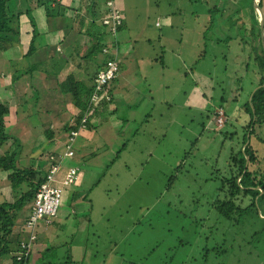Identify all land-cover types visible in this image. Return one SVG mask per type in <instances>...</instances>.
I'll list each match as a JSON object with an SVG mask.
<instances>
[{
    "label": "rangeland",
    "instance_id": "rangeland-1",
    "mask_svg": "<svg viewBox=\"0 0 264 264\" xmlns=\"http://www.w3.org/2000/svg\"><path fill=\"white\" fill-rule=\"evenodd\" d=\"M223 1H115L128 28L123 35L129 30L131 56L144 73L142 88L138 91L147 103L138 112L130 113L127 109L117 112L115 119L124 124L122 128L109 127L105 122L97 127L98 131L103 128L107 132L113 127L111 135H106L107 139L115 137L121 143L124 141V144L117 142L114 146V159L85 165L80 161L75 163L73 156L60 162V174L69 166H77L80 171L75 185L64 189L58 213L65 211L62 215L68 219L64 227L57 226L55 233L59 236L57 243L62 244L61 248L71 250V259L77 261L74 264H258L256 257L248 253L250 246L243 248L246 243L239 236L233 241L234 248L230 242L225 244L227 254L210 252L208 257L203 256L205 249H214L216 242H220L218 237H221L222 228L209 207L217 184L213 178L223 175L228 156L240 139V124L245 116L240 108L242 98L232 100L235 90L233 79L235 72L240 70L239 63L243 62L240 47L244 42L251 45L247 31L250 28L247 6L259 0H228L225 14L239 4L242 7V20L234 29L244 40L241 45L235 43L236 40L229 43V50L217 47L215 43L218 38L231 36L234 32H226L227 25L208 27L207 8L219 6ZM80 3L83 8L92 2L80 0ZM18 6L23 12L20 2ZM254 12L259 17L255 7ZM83 13H86L83 9L79 11V14ZM38 18L41 26L44 15ZM78 20L79 17L65 23H72L77 28ZM213 22L215 24L216 20ZM49 25L52 24L49 22ZM80 28L83 30L85 27ZM23 29L29 32L31 28ZM256 34L255 30L254 36ZM75 37L71 36L69 41ZM121 43H126L125 38ZM27 44L28 39L23 47L25 51ZM253 45V50L262 55L258 42ZM124 50L113 51L119 63L127 48ZM8 52H5L8 54L6 57L11 58L13 54ZM200 52L204 57L194 66ZM36 57L35 53L29 57V61L38 64L35 72L49 73L44 68L46 64ZM54 63L57 62L51 61V66ZM6 70L7 65L0 69V79ZM246 77L256 78L251 74ZM34 83L32 80L31 84ZM38 92L42 90H36ZM20 97L15 96L12 105L20 108ZM220 97H224L222 103ZM218 107L225 115L221 126L212 119L213 112L220 110ZM12 114L10 112L9 117ZM33 130L31 127L32 133ZM26 138L29 146L35 144L37 147L34 137ZM195 139V146L190 150ZM44 145L46 150L43 153L46 154L50 147ZM6 147L4 144L0 153L4 149L7 151ZM38 162L44 166L43 158L33 160L32 165L37 166ZM179 163H183V167L175 172L174 168ZM15 164L17 168H23ZM90 170L100 175L91 176ZM171 176H175V180L168 186ZM5 177L4 173L0 175V203L14 202L25 192L26 185L18 188L19 191H11ZM80 186V189H92L89 193L84 192L85 200L88 203L92 201V207L89 217L76 219L70 214V207L64 205L63 198L71 195L70 191H74V195L82 194ZM28 204L20 212L23 218ZM58 219L62 220V217ZM69 234L74 236V240L84 239L86 247L83 250L81 246L74 245L73 250L68 247Z\"/></svg>",
    "mask_w": 264,
    "mask_h": 264
},
{
    "label": "crops",
    "instance_id": "crops-1",
    "mask_svg": "<svg viewBox=\"0 0 264 264\" xmlns=\"http://www.w3.org/2000/svg\"><path fill=\"white\" fill-rule=\"evenodd\" d=\"M18 1L22 4L24 11L27 5L30 11H32L33 17L36 19L38 37L34 41V53L37 54L36 58L38 61H43L46 64L44 68L48 70L49 73H43L44 71L42 70L35 72L37 71V68H35L38 65L37 62L29 61V59L24 56L26 51L23 47L27 42L28 35L25 34V32L28 31H24V29L17 43H13L10 47L6 48V50H0V53L2 52L5 54H1L0 69L7 65V70L0 79V104H4L9 111L5 122L9 139L5 144L8 150L13 148L16 149L17 155L15 163L21 165L23 167L22 169L33 168L45 174L50 164L48 159L49 155H54L62 150L61 147L58 148L55 146L53 141L63 135V127L70 123L72 117L76 114V109L72 105L70 95L65 92L63 93L60 86L67 77H71L74 83H80L88 87L91 86L93 71L91 67H88L89 65L85 61V54L87 48L94 40L93 35L96 33V27H99L100 18L106 12L104 0H89L92 3L85 4L83 8H81L80 0H53L47 5H45V3L42 4L43 1L45 2L47 0H29L28 4L27 2L24 3L23 0ZM115 1L117 2V0H114V5ZM30 2L32 4H30ZM117 8L120 11L119 7ZM82 9L86 13L81 15L79 11ZM56 13L57 17L55 20H52L51 16H54ZM39 15H44L41 26L38 25V20L41 21L38 18L40 17ZM61 15L71 16L70 22L79 17L77 28L73 27L75 25L73 24L72 26V23L61 22ZM86 17L85 23L84 19ZM57 20L60 21V25H58L59 22ZM49 22L52 25H49ZM122 22L123 27L118 34L119 44H117V50L118 52H124V48H127V51L120 58L119 72L111 88V101L101 105L97 109L94 116L90 119L88 129L78 135L73 146L75 163L76 161H80L86 165L114 159V146L117 142H119V144H124V141L121 143V140L115 137L107 139L106 135H111L110 131L113 127H111L108 132L103 128L102 130L100 128L98 131L97 127H99L101 122H105L109 127L117 126L118 128H122L124 124L121 123L119 119H115V114L121 112V109L130 110L128 111L130 113L141 111L142 106H145L147 103L146 98H142V94L138 91L139 88H142L144 73L140 71L139 67L136 65L137 62L134 56H131V52L129 51L130 46H128V43L130 44L132 42L128 37L129 30L125 36L123 35L126 29H128L125 25L123 14ZM64 25L69 27L65 33V28H63ZM80 27L85 28L82 30ZM27 28L29 29L30 27ZM62 34L64 35V39L61 42H57L58 36ZM71 36L76 37L72 41H69ZM122 38H125L126 42L123 45L121 43ZM6 51H9L8 53L12 52L13 55L9 54L10 56L12 55L11 58L6 57L8 55L5 53ZM95 57L100 58L97 54ZM51 61L57 62L54 63L55 66H51ZM57 65L60 69L55 71L53 67L55 68ZM0 75L2 76L1 73ZM32 80H35L34 84H31ZM128 88H130V91H128ZM36 90H42V92L36 93ZM7 93H9V96ZM15 96H21L20 100H22V102L20 108L12 105ZM48 96H50V98ZM32 98L33 100H31ZM41 106L43 107L42 109ZM10 112L13 113L11 117H9ZM33 117H36L35 120L32 119ZM30 126L34 127V134L31 132ZM26 137H34L37 142V147L35 144L29 146V139ZM44 144H46V148L50 147L49 150L46 151V154L43 153L46 150ZM16 145L17 148H15ZM7 151L4 149V152L0 153V155H4ZM41 158L44 159V166L43 163L40 162H38L37 166L32 165L33 160H40ZM93 161H95V163ZM79 172L80 171H78V173ZM89 172L91 176H99L94 170H90ZM1 174L2 172H0V175ZM79 191L83 193L74 195V191H70L71 195H66V197L63 198V202H65L64 205L70 207V214H73L76 219L79 217H89L92 207V201L88 203L85 198H83L85 197L84 192L88 191V189L83 187V189ZM20 212L12 230L14 235L17 236V239H14L17 242L25 240L27 237L26 232L23 231V214ZM64 212L65 211L58 213L56 216L57 218H55L50 225H40L38 227L37 238L32 243L30 255L26 264H74V262H77L71 259L72 255L70 254V249L65 251L61 248L62 244L57 243L59 236L55 234L57 232L56 228L57 226L64 227L68 219H65L64 215H62ZM58 217H62V220H59ZM70 220L73 219L71 218ZM71 223L73 224V221ZM69 238L70 245L68 247H72V250L73 247L75 248L74 245H76V247L81 246V250L86 247V244L83 242L84 239L74 240L72 234H69ZM49 243H52V246L48 247ZM15 248L16 245L13 246L12 252L6 256L0 257V264H14L13 256L16 252ZM84 256L85 253L83 257ZM50 257L53 258L51 259Z\"/></svg>",
    "mask_w": 264,
    "mask_h": 264
},
{
    "label": "trees",
    "instance_id": "trees-1",
    "mask_svg": "<svg viewBox=\"0 0 264 264\" xmlns=\"http://www.w3.org/2000/svg\"><path fill=\"white\" fill-rule=\"evenodd\" d=\"M28 1L29 0H23V2H27V4ZM51 1L53 0L43 1L42 4L45 3V5H47L50 4ZM241 1L242 0H239V2ZM258 3L264 11V0H259ZM18 4V0H0V50H6V48L10 47L13 43H17L21 37L23 27H30V31L25 32V34H28V44L24 54V56L29 59V57L35 52L34 41L38 37V26L36 19L33 17L32 11H30L28 6L26 5L25 11L22 12L19 10ZM30 4L32 3L30 2ZM227 4L228 0H224L219 6L215 5L207 8V18L208 27H222L227 25L228 28L226 32H234L231 36L229 35L223 38H218L215 43L217 47L219 46L229 50V43L236 40L235 43L240 44L244 40L243 37L237 36L234 29L236 23L242 20V7H240L239 4L225 14ZM215 12L218 14L215 15ZM61 16V22H70L71 16ZM247 16L250 21V28L247 31L251 40V45L248 46L244 42L243 47H240L241 51H243V62H240V60L237 59V62H240V70L235 72V77L233 79L235 90L232 99L236 100L237 97L242 98L243 102L240 108L245 119L240 124V139L236 142L235 150L231 151L228 156L227 166L225 167L223 175H220L218 179L216 177L213 178L217 184L214 189L215 195L213 201L209 203V207L218 217L222 232L221 237H218L220 242H216L214 249H205L203 251V256L208 257L210 252H215L216 255L227 254L225 244L230 242L231 247L234 248L233 245L235 242L233 241L236 236H239L241 240L246 243L243 245L244 247L241 246L243 248H245V246H250L248 252L250 256L254 255L258 260V264H264V58L263 54H257L255 50H253V44L257 41L262 52L259 17L254 12L253 5L247 6ZM56 17L57 13L54 16H51V19L55 20ZM214 20H216L215 24L213 22ZM122 27L123 22L121 26L118 27V34ZM63 28H65V33L69 27L64 25ZM96 28V33L92 32L95 34L93 35L94 40L87 48L85 54V61L89 65L87 66L91 67L93 71L91 86L88 87L80 83H74L71 77H67L60 86L63 93L65 92L70 95L72 105L76 109V114L72 117L71 122L63 127L62 132L64 133L77 129L80 120L86 114L87 110L90 109L89 98L92 93L93 79L98 70L103 67L105 61L113 58L112 55L104 54L102 50H110L113 47L116 50L118 49V34L116 40H112L101 24ZM244 30L245 29L242 31ZM255 30L257 31L256 36H254ZM63 39L64 35H59L57 42H61ZM238 52H240V50ZM96 54L99 55L100 58L95 57ZM203 57L204 54L200 52L197 56V61L194 62V66H197V63L199 60H202ZM222 59L225 60V57L222 56ZM53 69L58 71L60 68L57 65L55 68L53 67ZM249 74L256 76V78L251 80L246 77L249 76ZM115 79L112 81V84ZM111 88L112 85L110 89ZM219 101L222 103L224 97H220ZM100 106L95 107L91 114L87 115L85 130L88 129L90 119L94 116ZM8 114L9 111L5 105L0 104V147L9 139L5 125ZM196 141L197 140L195 139V141L190 144V150L195 146ZM15 148H17V145ZM16 155L17 151L14 148L8 150L4 155H0V172L6 174L5 178L9 182L12 191H19L18 188H21L22 185H26L25 192L16 201L0 203V257L6 256L12 252L14 245H16L15 250L17 251L18 245L21 241H15L17 236L14 235L12 231L15 220L20 210L32 201L34 194L38 186L43 182L45 175L33 168H17L15 165ZM110 166L111 164L108 165V167ZM182 167L183 163H179L177 167L174 168L175 172L180 171ZM106 169H108L107 165ZM174 180L175 176H171L167 185L170 186ZM98 182H100V179L96 181V183ZM91 191L92 189L90 188L87 193ZM28 258L21 264H26ZM14 264H16L15 260Z\"/></svg>",
    "mask_w": 264,
    "mask_h": 264
},
{
    "label": "built area",
    "instance_id": "built-area-1",
    "mask_svg": "<svg viewBox=\"0 0 264 264\" xmlns=\"http://www.w3.org/2000/svg\"><path fill=\"white\" fill-rule=\"evenodd\" d=\"M104 6L106 13L100 18V24L110 38L116 40L118 27L122 24V14L114 5V0H105ZM115 50L114 47L110 50H102L104 54L112 55L113 58L106 60L103 67L95 75L92 83V93L89 98L90 109L87 110L80 120L77 129L63 133V135L53 141V144L58 148L61 147L62 150L55 153L56 156L49 155L48 159L51 164H49L43 182L38 186L32 201H30L26 209L23 218V229L27 237L19 243L14 254L16 264H21L28 258L30 247L37 238L38 227L40 225H50L53 222L61 207L64 189L73 185L78 179L79 169L77 166H69L60 174V162L64 158H72L74 156L73 146L79 132L85 130L87 115H90L95 107L111 100L110 87L119 71V62L115 56L116 52L115 54L113 52ZM212 119L217 126L223 125V111L220 109L213 112Z\"/></svg>",
    "mask_w": 264,
    "mask_h": 264
},
{
    "label": "water",
    "instance_id": "water-1",
    "mask_svg": "<svg viewBox=\"0 0 264 264\" xmlns=\"http://www.w3.org/2000/svg\"><path fill=\"white\" fill-rule=\"evenodd\" d=\"M254 7L257 10V13L259 14V32H260V40H261V48H262V54L264 58V41H263V21H264V11L262 10L261 6L259 5L258 1L254 2ZM255 90V89H254Z\"/></svg>",
    "mask_w": 264,
    "mask_h": 264
}]
</instances>
